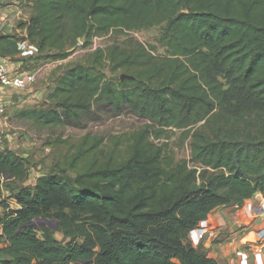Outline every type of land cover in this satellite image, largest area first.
<instances>
[{"label":"trees","instance_id":"1","mask_svg":"<svg viewBox=\"0 0 264 264\" xmlns=\"http://www.w3.org/2000/svg\"><path fill=\"white\" fill-rule=\"evenodd\" d=\"M25 38L55 62L112 32L159 28L68 65L47 108L17 114L42 129L79 125L95 105L146 122L123 137L85 135L33 186L0 148V264H218L185 245L216 209L264 196V0H32ZM0 35V57L18 54ZM82 41V45H79ZM109 75H108V74ZM127 78L120 79L119 76ZM174 131L189 160L175 159ZM2 187L16 209L2 198ZM56 222L61 243L34 220ZM193 238V237H192ZM194 240V239H193Z\"/></svg>","mask_w":264,"mask_h":264},{"label":"rangeland","instance_id":"2","mask_svg":"<svg viewBox=\"0 0 264 264\" xmlns=\"http://www.w3.org/2000/svg\"><path fill=\"white\" fill-rule=\"evenodd\" d=\"M31 1L16 0L22 15L19 20L14 22V27L19 25L22 27L24 21L28 20L31 14L29 6ZM10 5L7 0L1 7L6 8ZM158 35L159 28H153L148 31H134L132 33L112 32L105 37L94 38L91 46L87 49L77 48L68 59L60 62L53 61L47 54L20 57V61L23 64L16 68L17 72H31L35 75V80L27 89L9 95L8 98L12 102L7 106L5 115L0 121V148L11 150L19 157L24 158L28 166L26 181L22 184H15L14 188L33 186L37 177L49 174L60 158L72 152L76 144L85 135L103 138L106 145L104 151H107L110 148L109 143L112 138L123 137L145 126V121L134 117L128 112L116 117L107 105H95L92 111L82 118L79 125H65L49 129L38 128L29 121L19 119L17 114L26 109L47 108L48 105L45 103V99L55 88L58 77L64 73L68 65L82 63L88 53L98 48L104 49L113 44L122 45L127 39H133L146 46L157 47L156 39ZM79 45L82 44L79 43ZM157 54L163 55L164 49L157 47ZM9 58L13 59V57ZM122 77V75L119 76L120 79H124ZM170 137L168 145L175 159L177 161L189 160L188 142L182 143L180 133L177 131H174ZM1 200L5 201L11 209L17 208L14 201L9 198V191L5 187H2ZM2 213L3 210L0 208V215ZM54 223L52 220H34L33 228L39 230L41 227H47L54 233L55 239L59 242H68L62 234L56 231ZM238 232V230H234L233 233ZM202 234L203 232L201 231L197 233L199 236ZM1 235L2 231L0 229V249L7 245L6 240ZM183 242L185 245H190L195 249L200 247L198 239L194 240V242L191 241L189 233L183 236ZM219 244L221 242L217 239L212 242V245L215 246ZM240 249L249 250L246 246H241ZM2 258L4 257L0 255V259Z\"/></svg>","mask_w":264,"mask_h":264},{"label":"crops","instance_id":"3","mask_svg":"<svg viewBox=\"0 0 264 264\" xmlns=\"http://www.w3.org/2000/svg\"><path fill=\"white\" fill-rule=\"evenodd\" d=\"M5 1L7 0H0V35L20 37L25 34V29L20 25L14 27V22L20 19L22 11L16 0H8L11 5L2 8ZM20 57L23 56L19 54L13 59L9 57L4 59L17 68L23 64ZM261 201H264V196L257 194L245 201L241 207L229 205L214 210L192 233L193 239H197L198 231L203 232L199 246L218 264H241L242 258L239 255L241 252L245 255L247 264H264V248L258 245L256 236L264 227V215L254 213V209ZM234 230L239 232L233 233ZM215 239L220 240L221 244L212 245ZM241 246H246L249 250H241Z\"/></svg>","mask_w":264,"mask_h":264},{"label":"built area","instance_id":"4","mask_svg":"<svg viewBox=\"0 0 264 264\" xmlns=\"http://www.w3.org/2000/svg\"><path fill=\"white\" fill-rule=\"evenodd\" d=\"M17 51L18 54L22 56L36 55L38 50L35 46L31 45L25 38V34L17 37ZM82 41H79L80 44ZM35 75L31 72L19 73L17 72L16 66L11 62L6 61L4 58H0V121L5 115L7 106L11 104V99L9 95L18 93L28 88L32 83H34ZM254 213L257 215H264V201L259 202ZM199 236V235H198ZM197 236L198 242L201 241L203 234L199 237ZM257 243L259 246L264 248V227L256 233ZM189 237L191 241L194 242L191 232H189ZM242 258L241 264H247L245 255L241 252L239 253Z\"/></svg>","mask_w":264,"mask_h":264},{"label":"water","instance_id":"5","mask_svg":"<svg viewBox=\"0 0 264 264\" xmlns=\"http://www.w3.org/2000/svg\"><path fill=\"white\" fill-rule=\"evenodd\" d=\"M122 78H127V77L126 76H123ZM37 220H39V219H37ZM54 224L56 225V222ZM27 226L33 227V222L29 223Z\"/></svg>","mask_w":264,"mask_h":264}]
</instances>
